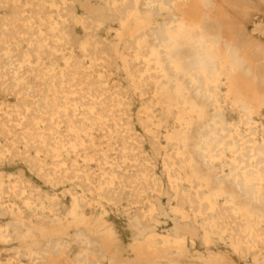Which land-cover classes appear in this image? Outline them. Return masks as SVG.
Listing matches in <instances>:
<instances>
[{"label": "bare ground", "instance_id": "6f19581e", "mask_svg": "<svg viewBox=\"0 0 264 264\" xmlns=\"http://www.w3.org/2000/svg\"><path fill=\"white\" fill-rule=\"evenodd\" d=\"M0 264H264V0H0Z\"/></svg>", "mask_w": 264, "mask_h": 264}, {"label": "rangeland", "instance_id": "374dc122", "mask_svg": "<svg viewBox=\"0 0 264 264\" xmlns=\"http://www.w3.org/2000/svg\"><path fill=\"white\" fill-rule=\"evenodd\" d=\"M93 1H96V0H93ZM78 10H79V9H78ZM77 13L80 14V12H78V11H77ZM78 33L81 34L80 31H78ZM103 33H104V32H103ZM262 36H263V35H262ZM107 37H109V39H112V38H113V36H107ZM2 169H3V171H6L7 173L13 170V168H11L9 165H8V166H5V167L2 168ZM14 170H15V169H14Z\"/></svg>", "mask_w": 264, "mask_h": 264}]
</instances>
